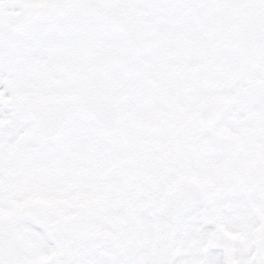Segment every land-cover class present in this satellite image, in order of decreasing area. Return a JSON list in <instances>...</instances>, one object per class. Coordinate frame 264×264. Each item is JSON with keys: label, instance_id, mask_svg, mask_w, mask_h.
Masks as SVG:
<instances>
[{"label": "snow or ice", "instance_id": "1", "mask_svg": "<svg viewBox=\"0 0 264 264\" xmlns=\"http://www.w3.org/2000/svg\"><path fill=\"white\" fill-rule=\"evenodd\" d=\"M0 264H264V0H0Z\"/></svg>", "mask_w": 264, "mask_h": 264}]
</instances>
